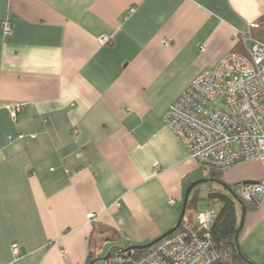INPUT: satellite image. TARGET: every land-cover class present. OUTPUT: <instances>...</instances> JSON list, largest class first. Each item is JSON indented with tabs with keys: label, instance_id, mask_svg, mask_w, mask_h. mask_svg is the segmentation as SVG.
Returning <instances> with one entry per match:
<instances>
[{
	"label": "crops",
	"instance_id": "crops-1",
	"mask_svg": "<svg viewBox=\"0 0 264 264\" xmlns=\"http://www.w3.org/2000/svg\"><path fill=\"white\" fill-rule=\"evenodd\" d=\"M3 20L0 264H95L172 228L208 169L162 116L199 73L243 52L234 33L257 24L256 39L264 0H0ZM221 179L261 180L264 166L237 162ZM258 206L239 242L261 263L264 196Z\"/></svg>",
	"mask_w": 264,
	"mask_h": 264
},
{
	"label": "built area",
	"instance_id": "built-area-1",
	"mask_svg": "<svg viewBox=\"0 0 264 264\" xmlns=\"http://www.w3.org/2000/svg\"><path fill=\"white\" fill-rule=\"evenodd\" d=\"M0 25L8 34V22L3 20ZM250 27L233 35L243 52L232 51L199 73L162 116L190 156L206 169L224 170L237 162L253 160L264 166V42L250 36ZM99 42L105 45L109 37L102 36ZM7 108L16 117L21 105L10 104ZM239 194L258 207L264 196V179L241 183ZM168 203L173 204V199ZM216 213L204 208L197 214L202 234L178 228L136 260L115 251L106 263L212 264L218 255L208 229ZM87 218L90 221L96 216L90 213ZM13 250L18 253L16 246Z\"/></svg>",
	"mask_w": 264,
	"mask_h": 264
},
{
	"label": "trees",
	"instance_id": "trees-1",
	"mask_svg": "<svg viewBox=\"0 0 264 264\" xmlns=\"http://www.w3.org/2000/svg\"><path fill=\"white\" fill-rule=\"evenodd\" d=\"M256 39L264 42V28L262 27ZM223 170L208 169L207 177L208 182H216L217 187H210L205 196L199 194V189L196 186L190 191L187 201L186 210L182 219L179 229L186 230L190 233L202 234L197 225L196 212L198 204L201 201L210 202L216 201L218 209L216 216L208 229L211 236L214 248L217 252V259L212 264H264V262H254L242 249L239 237L242 230L239 224V217L246 211L247 200L243 199L237 190L240 184L225 183L221 177ZM243 210V213L241 212ZM147 249H139L137 247L127 249H115L112 252H123L128 255L131 260L138 259ZM111 252V253H112ZM111 253L107 256L106 260L111 258ZM90 256L88 264L92 262Z\"/></svg>",
	"mask_w": 264,
	"mask_h": 264
},
{
	"label": "rangeland",
	"instance_id": "rangeland-1",
	"mask_svg": "<svg viewBox=\"0 0 264 264\" xmlns=\"http://www.w3.org/2000/svg\"><path fill=\"white\" fill-rule=\"evenodd\" d=\"M250 44H251V42H248V45H250ZM201 179H203V178H201ZM204 179H208V177L205 176ZM217 186H218V184L216 182L209 183L208 181H202L199 184H197V187L199 189V194L201 196H205L206 192L208 191V189L210 187H217ZM237 191L239 193V190H237ZM261 201H262V199H261ZM261 201L259 203L260 206H261ZM202 202H204V201H201L200 203H202ZM204 203H206L205 208H207L209 210H217L218 209V203L216 201H210V202H204ZM256 208H257V206L255 204H253L252 202H250V201L246 202V211H244V214L239 217V224L241 225L242 230H243L242 233L245 232V230L248 228V224H249V218H248L249 215L248 214H252V212H255L258 209V208L257 209ZM106 261L108 263V260L99 259V260H97V262L95 264H107Z\"/></svg>",
	"mask_w": 264,
	"mask_h": 264
},
{
	"label": "water",
	"instance_id": "water-1",
	"mask_svg": "<svg viewBox=\"0 0 264 264\" xmlns=\"http://www.w3.org/2000/svg\"><path fill=\"white\" fill-rule=\"evenodd\" d=\"M210 179H202V180H198L196 182H193L191 183L187 190L185 191L184 193V197H183V204H182V210H181V213H180V216L177 220V223L170 229H168L165 233H163L162 235H160L159 237L155 238L154 240L150 241L149 243L145 244V245H137V246H132L130 247L129 249L131 248H134V247H137L139 249H148L149 247H151L153 244H155L156 242H158L161 238L173 233L174 231H176L180 226H181V223H182V219H183V216L185 214V210H186V201H187V198H188V195L190 193V191L193 189L194 186H196L197 184H199L200 182L202 181H208ZM246 182H250V181H245L243 183H246ZM242 213H243V210H242Z\"/></svg>",
	"mask_w": 264,
	"mask_h": 264
}]
</instances>
